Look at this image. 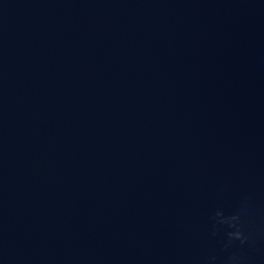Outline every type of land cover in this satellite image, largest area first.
<instances>
[{"label": "water", "instance_id": "water-1", "mask_svg": "<svg viewBox=\"0 0 264 264\" xmlns=\"http://www.w3.org/2000/svg\"><path fill=\"white\" fill-rule=\"evenodd\" d=\"M0 264H264V0H0Z\"/></svg>", "mask_w": 264, "mask_h": 264}]
</instances>
